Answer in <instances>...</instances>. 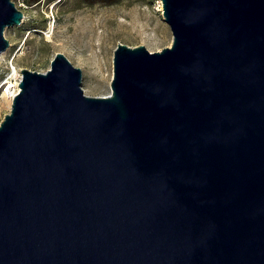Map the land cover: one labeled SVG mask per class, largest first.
Here are the masks:
<instances>
[{"label":"water","instance_id":"1","mask_svg":"<svg viewBox=\"0 0 264 264\" xmlns=\"http://www.w3.org/2000/svg\"><path fill=\"white\" fill-rule=\"evenodd\" d=\"M110 91L56 51L0 120V264H264V0H160ZM23 12L0 0V53Z\"/></svg>","mask_w":264,"mask_h":264},{"label":"rangeland","instance_id":"2","mask_svg":"<svg viewBox=\"0 0 264 264\" xmlns=\"http://www.w3.org/2000/svg\"><path fill=\"white\" fill-rule=\"evenodd\" d=\"M14 2L23 19L4 29L9 46L0 54V120L11 103L3 93V84L13 86L21 67L45 70L56 51L81 68L84 93L104 95L110 91L112 51L118 41L144 44L149 50L171 43L160 0Z\"/></svg>","mask_w":264,"mask_h":264},{"label":"bare ground","instance_id":"3","mask_svg":"<svg viewBox=\"0 0 264 264\" xmlns=\"http://www.w3.org/2000/svg\"><path fill=\"white\" fill-rule=\"evenodd\" d=\"M1 53H2V52H1ZM1 53H0V54H1ZM107 70H108V69H107ZM15 71H16V70L13 69V72H14V73H13V72H12V73L15 74ZM16 75H17V74H16ZM10 80H11V79H10ZM14 80H15V81H14ZM14 80H13V81L11 80V81H12L11 83L13 84V86H8V87H7V83L3 84L4 86L6 85L5 87H3L2 90H3V93H4V95H5V97H6L7 99H10V97H9V93H10V91H12L13 89H14V90H15V89L18 90V88H19V87H18V84H17L18 82H17V78H16V76L14 77ZM3 85H2V86H3ZM14 86H15V87H14Z\"/></svg>","mask_w":264,"mask_h":264},{"label":"built area","instance_id":"4","mask_svg":"<svg viewBox=\"0 0 264 264\" xmlns=\"http://www.w3.org/2000/svg\"><path fill=\"white\" fill-rule=\"evenodd\" d=\"M22 3V2H21ZM20 76H21V74H18L17 76H16V78H17V82L19 81V79H20ZM15 81V80H14ZM18 84V83H17ZM6 86V85H5ZM4 86V87H5ZM15 87V86H14ZM17 91V89H13L12 91H10V93H9V97L10 98H12V96H13V94L15 93Z\"/></svg>","mask_w":264,"mask_h":264}]
</instances>
